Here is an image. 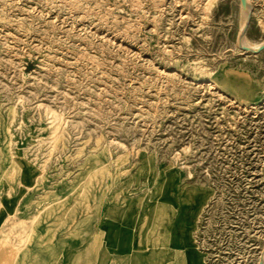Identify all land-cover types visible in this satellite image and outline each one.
I'll use <instances>...</instances> for the list:
<instances>
[{
	"label": "rangeland",
	"instance_id": "obj_1",
	"mask_svg": "<svg viewBox=\"0 0 264 264\" xmlns=\"http://www.w3.org/2000/svg\"><path fill=\"white\" fill-rule=\"evenodd\" d=\"M241 23L240 0H0V264H259Z\"/></svg>",
	"mask_w": 264,
	"mask_h": 264
},
{
	"label": "bare ground",
	"instance_id": "obj_2",
	"mask_svg": "<svg viewBox=\"0 0 264 264\" xmlns=\"http://www.w3.org/2000/svg\"><path fill=\"white\" fill-rule=\"evenodd\" d=\"M208 1V0H207ZM247 6L244 7L241 3V10H242V23L239 30L238 35V48L242 51L244 54H256V52L264 45V41L261 43H252L250 42L246 37V29L248 27V16L249 14H252L253 12V4L251 0H246ZM163 8V7H162ZM194 81L198 82H208V79L202 78L199 75H195L192 78ZM195 83V82H194ZM259 264H264V251L262 252V255L259 260Z\"/></svg>",
	"mask_w": 264,
	"mask_h": 264
},
{
	"label": "water",
	"instance_id": "obj_3",
	"mask_svg": "<svg viewBox=\"0 0 264 264\" xmlns=\"http://www.w3.org/2000/svg\"><path fill=\"white\" fill-rule=\"evenodd\" d=\"M241 1V3H242V5L244 6V7H246L247 6V1L246 0H240ZM251 18H252V14H249V16H248V26H249V24H250V22H251ZM247 29H248V27H247ZM247 29H246V31H247ZM262 51H264V45L256 52V54H259V53H261Z\"/></svg>",
	"mask_w": 264,
	"mask_h": 264
}]
</instances>
